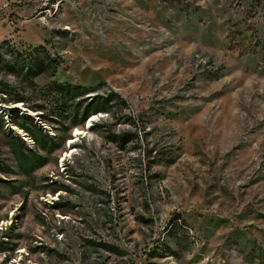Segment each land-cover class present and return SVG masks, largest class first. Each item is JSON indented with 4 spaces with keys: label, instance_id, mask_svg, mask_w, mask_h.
Returning <instances> with one entry per match:
<instances>
[{
    "label": "rangeland",
    "instance_id": "obj_1",
    "mask_svg": "<svg viewBox=\"0 0 264 264\" xmlns=\"http://www.w3.org/2000/svg\"><path fill=\"white\" fill-rule=\"evenodd\" d=\"M0 264H264V0H0Z\"/></svg>",
    "mask_w": 264,
    "mask_h": 264
},
{
    "label": "trees",
    "instance_id": "obj_2",
    "mask_svg": "<svg viewBox=\"0 0 264 264\" xmlns=\"http://www.w3.org/2000/svg\"><path fill=\"white\" fill-rule=\"evenodd\" d=\"M44 47L40 46L38 47V49H43ZM59 86V85H58ZM67 90L68 92H73V93H76V92H81V91H85V88H79L77 86H67ZM102 104H98V106H101Z\"/></svg>",
    "mask_w": 264,
    "mask_h": 264
}]
</instances>
